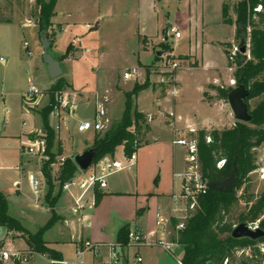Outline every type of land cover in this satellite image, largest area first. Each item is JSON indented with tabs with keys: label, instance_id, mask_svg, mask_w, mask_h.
<instances>
[{
	"label": "crops",
	"instance_id": "0c3cea01",
	"mask_svg": "<svg viewBox=\"0 0 264 264\" xmlns=\"http://www.w3.org/2000/svg\"><path fill=\"white\" fill-rule=\"evenodd\" d=\"M142 1L143 0H94L93 2L83 4V0H79V5L76 10L82 13L83 9L89 10L92 8V10H96L94 27L97 28L100 21L103 20V17L105 21L124 19L130 15V12L134 10V8H136L135 10L138 11L139 15L141 12ZM237 1L238 0H188L185 20L189 27L190 36L194 37L195 44L193 48L194 53L188 54L189 58L187 59V62L194 66V68H204L208 70L211 76V78H209L200 88L201 96L199 105L205 110L206 114H204V117L199 112H192L190 115L184 114V109H181L180 102L176 99L177 89L173 85L172 95L170 94L171 89L169 87L166 89L165 85L160 84L158 80L151 78L150 75L145 77L150 79L149 82L151 81L152 84H150L148 88L141 90L137 96L134 97V106L136 110L145 115V122L138 134L141 143L134 152L135 159L130 160V156L124 154L122 146L117 147L113 155L103 156L86 172H77L73 177V180H75L77 184L71 185L67 189L62 188L55 200L53 210L58 217V221L53 227L45 232L44 240L48 247L60 254L62 260H75L76 245L81 240H89L96 243L116 241L118 240L119 231L123 227H127V233L131 229L138 228L145 234L147 241L152 242L161 236V233L155 225L157 218H163L168 222V230L172 228L173 225L176 226V224L180 222L185 207L184 199L180 197L182 186L181 175L186 167L185 148L173 143V140L177 137L178 131L181 132L182 136L189 137L196 130H210V127H198L197 124L199 121L201 126H204L207 122L211 126L212 124L219 125L222 123L223 116L220 114L225 111V108L224 105L220 104L219 101L221 100L214 97L212 100L214 102H208L205 101L203 96L209 87L213 89L214 87H221L218 84L221 77L225 82V78L229 76L228 70L230 66H228L229 63L226 54L227 49L225 46L228 42L234 41L236 26L234 23H223L222 9L223 5L226 4L229 7V15L234 20L235 13L233 6ZM22 23L31 24L35 23V21L27 18V21ZM1 24L4 23H0V25ZM172 29L177 30L173 24L162 29L164 41L169 40L168 33L171 32ZM67 30L70 32L72 31L69 23L64 24L63 22L54 21L51 18V25L46 33V38L50 42L49 52L50 48H54L56 45L61 32ZM165 37H167V40H165ZM72 42H77V39H72L68 42L65 52L62 55L55 56L50 52L55 59L60 60L61 66L64 62L63 60L71 58L63 56L66 53L67 47ZM1 43L3 44L4 42ZM78 43L81 45L80 42ZM77 51H75V53ZM161 52L163 53V51ZM95 56L97 57L95 60L97 62L95 69L98 78L99 76L101 78L102 75L105 77L106 84L104 87L106 88H104L105 91L103 90L104 93L99 92L98 94V92H96L90 98L83 97V99L92 101L94 105L93 115L96 110L95 106H98L100 103L104 106L107 118L110 120L116 119L113 118L114 115H110L112 102L114 100L108 97L107 92H123L120 88L123 86L117 78V73L119 71H117L118 69L114 66H106L103 62V54L100 52ZM141 72H143V70H141ZM156 82L157 84H154ZM70 84L75 91L79 92L73 86L71 80ZM131 89L132 88L124 89V92L130 91ZM43 95L46 96V103L48 101V95ZM78 98L82 99V95H79ZM38 100L39 97L37 96L34 103L40 106L39 112L30 111L28 107L25 106L24 110L22 109V111L18 113L17 131L13 136L19 141L22 138L30 137V131L42 129L43 120L41 112L44 108L41 106L45 105V103L39 104ZM77 103L78 101L69 114L66 110L61 109L56 116H52L51 113L48 115V123L54 130L53 144L55 147L53 148L52 145L51 152H56L55 154H58L56 155L55 160H58L61 157L66 158L79 154L81 153L80 150H83L85 147L84 146L79 151L77 148H74L75 152H73L71 156L70 154H67V148H69L68 140L72 137V132L77 129V125L69 122V119L73 118L76 114ZM123 110L124 107L122 111H120L121 114ZM212 112L214 114H212L211 119L208 121L207 116ZM25 115H28L27 117H30L32 120V124L29 127L24 126L27 121ZM8 116L9 112L5 114V126H7ZM156 116H161L163 118L161 124L153 123ZM82 120L85 119H77L76 124ZM13 126L15 127L14 122ZM213 129L222 130L215 127ZM190 130L193 132H190ZM3 136L9 137L10 135L3 134ZM93 141L94 139L89 143L88 140H86L87 148L92 146ZM33 161H35L36 164L37 161L40 162L39 170L42 178L46 182L43 187L41 180L39 179L40 177L38 176V178L32 172L33 165L31 163ZM113 162H118L122 168L113 169L110 172L107 171V167L111 166ZM54 165H57L56 161L50 165L51 178L54 186L53 195L55 196L59 190V184L55 181L59 164L56 168H53ZM42 166L43 162L40 158L32 156L24 160L21 155L18 158L17 165L0 166V169L6 168L7 171H10V173L6 174L7 177H9L5 184L6 189L3 187L5 185L0 181V192L4 194L7 199V212L10 216L19 220L22 226L31 233H35L40 227L45 225L52 216V210L45 199L48 192V183L42 172ZM25 167L29 168L28 176L32 174L39 180V189L35 194L38 196L40 192H43L44 203L39 207V196L35 198L34 201H31L29 197L18 190V194H15L14 198H12L16 203L15 207H13L16 210H20L22 214L25 212L30 213L32 219L34 217L41 218V222L43 223H41V225H36L35 229H29L28 224L26 225L24 220H20L21 217L17 218L16 215L13 216L11 213V191L9 188L16 189ZM100 174H106L105 187H100L99 182L96 181L92 187H88L83 192L84 189L80 188L79 182L82 180H88L90 176H97ZM2 176H0V180H2ZM81 194L82 197L79 201L81 210L75 212L73 211L75 199ZM96 194H100L101 196L100 201L97 204H95ZM85 203L88 204V207H85ZM29 204L36 210L42 209V214H37L36 211H33L34 209L29 212ZM87 222H89V225H87ZM56 227L62 229V232L68 234L66 240L58 238L49 241L47 239V235ZM168 230L166 232L167 239L169 233ZM7 243H10V245L18 249H28L25 239L20 232L7 231L0 227V244L6 245ZM105 253L106 249H101L99 254L92 256L90 253H87L85 258L88 262L97 261L99 257ZM135 254L137 253L135 252ZM49 259L50 258L47 257L48 263ZM124 259L128 261L126 257ZM133 261L136 262L134 258Z\"/></svg>",
	"mask_w": 264,
	"mask_h": 264
},
{
	"label": "rangeland",
	"instance_id": "374dc122",
	"mask_svg": "<svg viewBox=\"0 0 264 264\" xmlns=\"http://www.w3.org/2000/svg\"><path fill=\"white\" fill-rule=\"evenodd\" d=\"M93 1L94 0H83V4ZM187 2L188 0H143L139 15L138 11L135 10L136 8H134V10L130 12V15L124 19L105 21L103 17L99 26L95 28L94 18L96 16V10H92V8L89 10L83 9L82 13L76 10L79 5V0L57 1L52 20L63 22L64 24L69 23L72 31H62L54 48H50V52L55 56L62 55L65 52L68 42L72 39H77V42L69 44L70 50L67 56L71 58L63 60L64 62L62 64L64 75H62V89L60 90V95L66 96V104L62 105L61 109L66 110L69 114L78 101L76 114L73 117L74 119H69V122L77 125V119L79 118L91 120L93 117L94 105L91 100L87 101L83 99V97L90 98L96 92L99 94V92L104 93L105 91V77L102 75L101 78L100 76L98 78L95 69L97 63L95 61L97 59L95 55L99 52L103 54V62L106 66H114L118 69L117 78L123 86L120 87L123 92L125 91L124 89L132 88L136 82L143 83L145 80L149 81L150 79L145 77L150 75L151 78H155L160 84L165 85L166 89L169 87L171 89L170 94H172V85L177 89L176 99L180 102L181 109H184V114L190 115L192 112H199L204 117L206 112L199 105L201 96L200 88L211 76L208 70L204 68H194V66L187 62L189 58L188 54L194 53L193 48L195 44L194 37L190 36L189 27L185 20ZM0 11L4 16L12 19V22L0 25V166H15L18 164L20 155L24 160L32 157L30 154L21 153L19 140L13 136L17 131L18 113H20L22 109L24 110L25 106H27L30 111L39 112L40 106L36 105L34 102L38 96L39 104L45 103L46 96L43 94L48 95V101L41 107H47L51 96V89L56 79L53 80L48 77L45 64L42 61V44L40 42L37 25L35 23H22L26 22L27 18H30V13L35 11L34 0H0ZM87 24L89 26H86ZM172 24L180 33V38H176L172 30L168 33L169 40L164 41L162 29ZM247 33L249 34V30H247ZM239 37L240 33L235 29L234 41L228 42L225 46L231 58L228 59V66H230L228 70L229 76L225 78V82L222 77L218 81V84L224 89L228 87L233 88L237 84L236 72L239 65L237 56L238 51H236L235 47L238 44ZM1 42L4 43L2 44ZM24 42L27 43L29 51L33 53L32 57L27 55L23 46ZM78 42H80L81 45ZM164 44H167L168 47H164ZM75 51L77 52L75 53ZM159 51H163V53L157 57V52ZM168 61H177L179 68L171 70ZM131 68H138L139 74L137 78L131 80L123 79L122 73ZM141 70H143V72H141ZM156 74L158 76L160 74V76L158 77ZM70 80L79 92L73 89ZM31 84L39 89V94L33 97V102L27 103L22 99V96L28 91ZM149 84H152L151 81ZM154 84H157V82ZM108 92V97L114 100L112 102L110 115H114L113 118L116 119H109L108 122H105L102 133L110 124L120 118V111H122L124 107L123 92ZM79 95H82V99L78 98ZM217 96L218 92L209 87L203 97L205 101L214 102L212 100L214 97L217 98ZM219 102L224 105L225 108V111L220 114L223 116L222 123L219 125L212 124L211 126L207 122L204 126H201L199 121L197 124L198 127H210V130H213L214 127L219 129L233 127L235 120L232 117L228 103L224 100ZM256 102L257 99L250 100L249 104L252 107ZM6 108L9 110L7 126H5L6 120L4 113ZM96 108L97 106H95V109ZM212 114L214 113L212 112L207 116L208 121L211 119ZM25 116L27 121L24 126L29 127L32 124V120L30 117H27L28 115ZM162 121L163 118L161 116H156L153 123L161 124ZM13 122L15 127L13 126ZM198 132L199 130H196L189 138L197 137ZM3 134H9L10 136H3ZM94 137L95 132L91 130L84 132H78L77 129L74 130L72 132V137L68 140L69 148H67V154L71 156V154L75 152L74 148H77L79 151L85 146L83 150L86 149V140L90 143ZM54 147L55 145L53 144V148ZM83 150H80V152ZM42 162L44 164V161ZM31 164L33 165L32 172L37 177H40L38 178L41 180L42 187L45 186L46 182L42 178L39 170L40 162L37 161L36 164L35 161H33ZM57 165H54L53 168H56ZM28 169V167L24 168L16 189L9 188L11 191V213L13 216L16 215L17 218L21 217L20 220H24L25 224H28L29 229H35L36 225H41V223H43L41 222V218L34 217L32 219L31 214L27 212L22 214L20 210L14 208L16 203L12 200L15 194H18L17 191L19 190L29 197L31 201H34L35 198L39 196V207L43 205V192L39 191L40 193L36 196L28 183ZM7 173H10V171H7L6 168L0 169V176L4 175L0 181H2L4 185L9 178L6 175ZM250 183L251 187L249 193L255 196L264 192V182L257 181L253 176L250 178ZM3 187L6 189V185ZM237 189L241 191L242 186ZM84 205L88 207L87 203ZM245 207L244 199H242L240 203L234 207L231 217L235 220L239 213L246 211ZM29 209L28 211L30 212L34 208L29 204ZM33 211H36L37 214H42V209H34ZM185 219V216L182 217L180 222H184ZM168 232V240L176 242L177 229L175 225H173ZM67 237L68 234L62 232V229H58L57 227L52 229L47 235L49 241L58 238L66 240ZM135 252L142 259L140 263L133 261ZM183 254L184 247L179 244L176 245L171 252H167L159 246L143 245L137 249H130L128 256H126L128 261L122 259L120 264H179L178 261L185 264L182 261ZM31 258L33 264H49L47 256L33 254ZM254 262L255 260L246 259L244 257H235L230 260V264H255ZM205 264L212 263L206 262Z\"/></svg>",
	"mask_w": 264,
	"mask_h": 264
},
{
	"label": "trees",
	"instance_id": "16d2710c",
	"mask_svg": "<svg viewBox=\"0 0 264 264\" xmlns=\"http://www.w3.org/2000/svg\"><path fill=\"white\" fill-rule=\"evenodd\" d=\"M57 0H34L35 11L30 13V20H34L39 32L47 30L51 25ZM260 6L259 11L256 8ZM229 7L224 4L222 9V21L226 24L234 23L236 31L241 34L242 28H249V58L237 53L238 69L236 80L242 75V83L249 90L246 99L248 110L252 117L250 123L235 121L233 127L228 129L200 130L197 135V158L200 165L201 176L206 181H219L228 176L236 164L237 179L231 193H221L208 189L205 194L198 197V205L188 213L183 228L177 230L176 242L184 247L182 261L185 264H223L234 259L237 249L258 240L247 237L234 238L231 235L233 227L247 218L255 219L264 214V192L254 196L249 193L251 183L248 174L254 169L253 147L264 141V0H238L233 6L234 20L229 15ZM12 19L4 16L0 11V23H10ZM44 33V36L46 37ZM164 47H168L164 44ZM70 46L67 47V56ZM227 58L230 54L226 51ZM159 57V56H157ZM62 59V58H61ZM62 76L56 78L51 89L49 104L42 110V129L46 134V143L50 160L44 162L42 172L48 183V192L45 196L48 206L52 210V216L48 222L35 233L26 230L16 218L7 212V199L0 192V227L7 231L20 232L24 237L28 249L46 255L50 259H61L60 254L48 247L44 240L45 232L58 221L54 213L55 200L58 197L64 183L73 179L77 172H81L73 161V157L64 158L58 165L55 181L59 184L57 194L53 195V180L51 178L50 165L56 160V155L50 152L54 141V130L48 123V115L54 103V94L62 89ZM150 86L149 81L134 83L130 91L124 92V110L121 117L114 121L106 130L96 132L92 146H99L94 163L105 155H113L117 147L122 146L126 156L133 154L140 145L138 134L145 122V115L138 112L134 106L133 98ZM218 92L217 99L227 102V93L230 87H214ZM257 99L254 106H250V100ZM102 133V134H101ZM209 137L210 141H206ZM223 160L222 166L218 162ZM242 186L240 197L237 196L238 187ZM100 194L95 195V204L100 201ZM244 199L246 211L238 214L236 219L231 217L234 207ZM264 228V220L261 222ZM127 227L119 231L118 241H126ZM3 244H0V248ZM255 264L259 258L264 259V254L256 253ZM248 264V263H244Z\"/></svg>",
	"mask_w": 264,
	"mask_h": 264
},
{
	"label": "built area",
	"instance_id": "2783aa9c",
	"mask_svg": "<svg viewBox=\"0 0 264 264\" xmlns=\"http://www.w3.org/2000/svg\"><path fill=\"white\" fill-rule=\"evenodd\" d=\"M261 9L260 6L256 8L257 11ZM89 26V25H86ZM174 31L175 37H179L180 33ZM249 30V28H247ZM249 35V34H248ZM24 49L28 56H32V52L27 49V43L24 42ZM236 51L237 46L235 47ZM239 52V51H238ZM249 58V36H248V50L246 54ZM231 58V57H230ZM169 68L171 70H176L179 68L177 61H168ZM139 74L138 68H131L125 70L122 73V77L125 80L136 79ZM61 91L55 92L54 94V103L51 106L52 116H56L59 113L62 105L66 104V96L60 95ZM39 94V89L31 84L28 91L22 96L27 103L33 102V97ZM9 111L5 110V114ZM109 119L106 117L105 109L102 104H98L94 115L91 120H82L77 124V130L79 132H84L91 130L93 132H99L103 130L104 123L108 122ZM190 132H193L190 130ZM30 137L22 138L19 141L21 153H27L32 156L40 158L42 161L46 162L50 160V153L48 152L47 143H46V134L42 129H36L30 131ZM206 141H210V138L207 137ZM173 143L183 146L185 148V162L186 167L185 171L182 173V186L180 197L184 199L185 207L183 209V217L187 218L188 213L193 210L198 205V197L203 195L208 190L206 186V180L201 176L200 165L197 158V137L189 138L181 135V132L178 131L177 137L173 140ZM253 156H254V169L248 174V178L253 176L257 181L264 182V141L257 144L253 147ZM135 159V153L130 155V160ZM64 158H59L56 160L57 164H61ZM223 160L218 162V166H222ZM122 168L118 162H113L111 166L107 167V171H112L113 169ZM106 174H100L97 176H90L88 180H82L79 182L80 188L84 189L83 192L88 188L92 187L96 181L99 182L100 187H105ZM29 184L34 193L38 192L39 189V180L32 174L28 176ZM77 184L75 180H70L63 184L62 188L67 189L71 185ZM82 192V194H83ZM241 191L237 192V196L240 197ZM82 194L75 199V206L73 211L78 212L81 210V205L79 203ZM257 196V195H255ZM264 220V214L261 216L252 219L251 217L247 218L243 222L250 230L262 229L261 222ZM89 225V222H87ZM156 228L161 233V236L155 239L152 242L147 241L145 234L138 228L131 229L128 231L126 236V241H112L107 243H96L89 240H81L76 245L75 260L67 261L62 259H49L50 264H120L121 260L124 259L129 250L132 248H137L138 246L143 245H155L164 249L167 252H171L177 244V242H172L167 239L166 232L168 222L163 218H157L155 221ZM184 222H179L176 224L175 228L177 230L183 228ZM101 249H106V253L101 255L97 261L88 262L85 258L87 253H90L92 256L99 254ZM257 252L261 255L264 254V241H257L255 244L247 245L243 248H239L235 251L234 257H244L246 259L257 258ZM39 254L30 249H18L14 246L7 243L3 244L0 248V264H22V263H32L31 255ZM41 255V254H40ZM134 259L136 262H140L142 259L139 255L134 254ZM179 264H182L181 261H178ZM228 260H225L223 264H227ZM258 264H264V259L259 258Z\"/></svg>",
	"mask_w": 264,
	"mask_h": 264
},
{
	"label": "water",
	"instance_id": "95a60500",
	"mask_svg": "<svg viewBox=\"0 0 264 264\" xmlns=\"http://www.w3.org/2000/svg\"><path fill=\"white\" fill-rule=\"evenodd\" d=\"M46 30L39 32L40 42L42 44V61L45 64L48 77L56 79L63 75V68L60 60L55 59L49 52V40L44 36ZM167 40V37H165ZM237 50L241 54H246L248 50V33L246 28H242L237 44ZM161 51L157 52L160 56ZM243 76L240 75L237 84L227 93V103L232 113L233 119L238 122L250 123L252 117L248 110L246 99L249 95V90L242 83ZM99 146H90L84 149L81 153L73 156V161L81 172H86L94 162ZM237 179L236 164L233 162V169L230 174L219 181H207L206 186L210 190L221 193H231ZM234 238L247 237L252 240L264 238V230H250L244 222L235 225L231 231Z\"/></svg>",
	"mask_w": 264,
	"mask_h": 264
}]
</instances>
